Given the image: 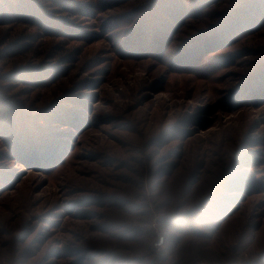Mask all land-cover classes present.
<instances>
[{"label":"rangeland","instance_id":"1","mask_svg":"<svg viewBox=\"0 0 264 264\" xmlns=\"http://www.w3.org/2000/svg\"><path fill=\"white\" fill-rule=\"evenodd\" d=\"M198 1L0 0V264H264V0Z\"/></svg>","mask_w":264,"mask_h":264},{"label":"trees","instance_id":"2","mask_svg":"<svg viewBox=\"0 0 264 264\" xmlns=\"http://www.w3.org/2000/svg\"><path fill=\"white\" fill-rule=\"evenodd\" d=\"M200 2H201V0H199L196 4H198V3H200ZM227 15H229V13H227V14H225V15L223 16V19L220 21L219 28H222V26H224V24H225V22H226V20H227V18H228Z\"/></svg>","mask_w":264,"mask_h":264},{"label":"water","instance_id":"3","mask_svg":"<svg viewBox=\"0 0 264 264\" xmlns=\"http://www.w3.org/2000/svg\"><path fill=\"white\" fill-rule=\"evenodd\" d=\"M152 264H155L154 261L151 262Z\"/></svg>","mask_w":264,"mask_h":264}]
</instances>
